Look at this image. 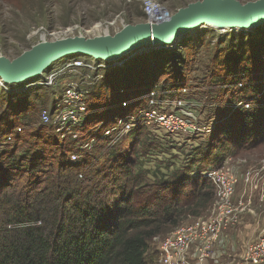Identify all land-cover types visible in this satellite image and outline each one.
Listing matches in <instances>:
<instances>
[{"label": "trees", "instance_id": "16d2710c", "mask_svg": "<svg viewBox=\"0 0 264 264\" xmlns=\"http://www.w3.org/2000/svg\"><path fill=\"white\" fill-rule=\"evenodd\" d=\"M259 36L250 34L232 44L231 38L224 45L218 41L224 49L214 58L209 79L218 96H232L231 106L224 104V110L250 103L248 110L243 105L237 109L244 114L237 134L245 148L264 140V78L254 77L258 70L264 73V46L254 43ZM168 52L176 61L178 54ZM118 73L120 77L107 78L118 97L107 100L109 92L99 90L89 97L91 124L112 114V106L129 92L124 70ZM175 74L173 79L153 81L141 104L145 109L151 93L157 106L184 97V77L176 70ZM39 90L15 99L0 87V146L14 137L0 150V264H158L157 249L150 252V242L209 208L214 188L200 173L234 158L235 146L224 135L198 144L183 158L168 137L137 126L127 149L102 143L92 159L74 164L70 155L77 152V142H61L40 122V107L47 106L48 94ZM211 93L201 95L213 102L216 95ZM18 128L21 134H16ZM160 155L161 163L153 161Z\"/></svg>", "mask_w": 264, "mask_h": 264}, {"label": "rangeland", "instance_id": "374dc122", "mask_svg": "<svg viewBox=\"0 0 264 264\" xmlns=\"http://www.w3.org/2000/svg\"><path fill=\"white\" fill-rule=\"evenodd\" d=\"M4 1L5 0H0V58L8 59L11 62L44 42L52 43L64 39L76 38L95 39L104 38L106 36L113 37L125 27L148 23L143 12L142 0H26L27 3L25 5L7 4V2ZM156 1L165 5L172 14H176L179 10L188 7L190 4L202 2L203 0ZM235 1L240 2L241 4H247L259 0ZM98 24H100L101 28L97 31L95 26ZM250 34L251 37L254 38L260 34L255 40L258 41L254 43L258 46H264V38L262 41L260 40V38L264 36V26L258 27L249 32L229 30L222 32L214 31L212 29H204L197 30L195 34L186 36L180 40L177 47L172 51L175 52V54H178V56L176 55V61H173V54L169 53L167 50L152 48H144L137 52L133 51L122 58V60L125 61H123L121 67L117 68H110L115 61L109 63L100 59L99 63L109 68H104V70L100 72L103 77H101L102 79L98 85H96V83L92 85L89 90L90 93L88 94V99L94 95V90H99L104 95L106 94V91H108L111 96L108 99L104 97V100L106 98L111 101L114 97H118V95H116L117 90L115 85H112L110 89L109 86H111V83L110 80L107 81V78H113L115 75L120 77V74L118 73L120 69L124 70L122 77L125 79L127 78V84L129 86L127 91L129 92L124 96L127 99L124 98L121 101L119 100L120 102H117V100L114 99L117 103L112 106L113 108L111 111H113V113L108 114L107 117L99 119L98 121H102L105 123V126H109L114 124L118 119L127 116V114L135 115L137 112L144 111L145 108L142 106L145 103L144 97L149 94L153 81L160 83L163 80L170 79L171 76L175 77L176 70L178 75L182 73V76L184 77L183 82L186 85L182 95L184 96L183 99L191 101L189 103L195 111V115L198 116L200 121L204 124L215 122L217 124L212 132V134L214 133L215 135L214 137L211 134L202 138L186 139L173 137L168 139L181 149L183 158H185L186 154L189 153L188 151L193 147H196L198 144L205 142L207 139V142L211 143L212 138L213 142H216L217 139L224 138V135L227 136L230 139L228 142L232 143H230V146H235L234 152L232 153L234 154V160L228 166L241 181L248 169L264 165V140L247 148L242 146L243 141L237 132L242 124L241 121L244 114L240 116L238 111L241 110L237 111V109H232V111L224 110L222 108L224 104L228 107L231 106L230 100L232 96H218L215 93L216 88L209 83V79H211V74L213 72L214 58L219 53L218 51L224 49V46L219 49L217 46L218 43L224 45V42L230 41L232 38L233 40L230 41L232 44L236 39L238 40L241 37V39H243V37ZM81 56L82 55H71L54 62L43 73V75L37 79H32L19 85H7L8 88L12 90L10 95L15 99L17 97L20 99V97L29 93L31 89L38 88L41 92L45 90L48 94L44 99L47 106L44 107L42 105L40 110L42 111L44 109H50V107L52 108L57 99L61 97V91L59 89L53 90L52 88L48 89L43 87H33L28 90L24 89L31 84L36 83V81L41 80L44 76H49L50 74L55 73L72 60L83 58ZM156 69L157 71H155ZM254 77L259 80L263 79L264 73H261L258 70V72H254ZM63 78H65V76ZM104 84L107 87H104ZM143 85L145 86L143 87ZM140 86L143 89L142 91ZM20 88H23V92H20L19 94L15 92ZM3 91L7 94L5 90ZM202 92L206 94L208 92L215 93L214 95H216V97L213 102L210 100L208 101L204 95H201ZM212 93L211 95H213ZM2 101L3 100L0 99V103H2ZM137 102H139L138 108L136 107L134 112L131 111V108L134 107V105H137ZM88 110V116H90L92 110L90 107H88ZM98 121L95 120L94 124H91L92 122L90 123L87 120L85 129L91 128L93 125L96 126ZM140 124L141 123L137 126L139 127ZM99 127H102L101 124ZM150 127L152 130L146 127L144 128L152 133L155 129L152 126ZM158 134L166 136L161 133V131H158ZM166 137L164 138L167 139ZM131 140L133 141L131 136H128V138L123 137L118 145H121V149H127L129 145L131 146L132 144ZM3 147H7V143L4 140L2 141L0 150H2ZM96 154L97 153H95V155ZM155 159L156 160L153 161L161 163V159H164V157L160 155V157H156ZM242 185H240L237 190V197H240L241 194H243ZM212 186L214 188L213 184ZM259 194L260 192L255 194L250 212L247 210V212L242 215L241 222L226 231L221 243L220 253L216 258L217 262H214L213 264H236L235 259L237 258L238 250L241 249L243 244L251 239L254 234L258 235L260 233L261 227L264 226V220L262 221L264 200L260 199ZM215 203L216 197L214 194V199L207 210L202 212L197 218H184L178 227L190 223L195 219H207L211 214ZM252 216H255V218L259 220L254 221L253 219H250ZM178 227L171 228L151 241L149 246L150 252H155L158 246L161 245L160 243L171 237Z\"/></svg>", "mask_w": 264, "mask_h": 264}, {"label": "built area", "instance_id": "2783aa9c", "mask_svg": "<svg viewBox=\"0 0 264 264\" xmlns=\"http://www.w3.org/2000/svg\"><path fill=\"white\" fill-rule=\"evenodd\" d=\"M142 8L148 23L154 24L173 16L165 5L156 0H142ZM176 47L177 45L164 46L162 49L172 52ZM123 61L125 60L120 59L114 62L110 68L121 67ZM99 62L92 57L72 60L55 73L44 76L24 89L36 88L45 83L46 88L61 91V97L54 106L42 110L39 118L42 125L54 130L61 142H77V152L70 155L72 163L92 159L99 144H118L123 137L135 132L139 123L140 126L151 130L150 126H152L155 129L153 134L156 135L161 131L168 138H202L211 135L214 131L217 123H202L195 115L190 100L181 97L176 101L157 106L153 93L149 96L148 109L135 115L124 116L109 126L99 121L96 126L85 129L89 117L87 105L89 90L93 84L98 85L102 79L103 75L101 76L100 72L104 68H109ZM0 87L7 93H12L2 80ZM15 92L19 94L23 92V88ZM241 105L246 110L250 108V103L246 101L244 104L239 103L234 109H238ZM100 124L102 127H99ZM22 132V128L16 130V134ZM13 140L14 137L9 136L6 143L10 145ZM233 160V157H229L221 168H206L201 171V178L211 182L215 188L216 203L211 214L207 219H195L181 225L171 237L160 243L157 248L158 264L216 263L226 231L238 225L247 210L250 212L257 192H260V199L264 200V165L248 169L240 181L228 166ZM240 185L243 186V194L237 197L236 193ZM256 235L254 234L238 250L236 264H264V226Z\"/></svg>", "mask_w": 264, "mask_h": 264}, {"label": "water", "instance_id": "95a60500", "mask_svg": "<svg viewBox=\"0 0 264 264\" xmlns=\"http://www.w3.org/2000/svg\"><path fill=\"white\" fill-rule=\"evenodd\" d=\"M264 25V0L241 4L235 0H203L179 10L170 19L125 27L113 37L44 42L15 61L0 58L4 85L39 78L54 62L71 55L116 62L133 51L177 45L197 30L249 32ZM117 59V60H116Z\"/></svg>", "mask_w": 264, "mask_h": 264}, {"label": "bare ground", "instance_id": "6f19581e", "mask_svg": "<svg viewBox=\"0 0 264 264\" xmlns=\"http://www.w3.org/2000/svg\"><path fill=\"white\" fill-rule=\"evenodd\" d=\"M264 26V25H263ZM95 28H96V30L98 31V29H100L101 27H100V24H98L97 26H95ZM235 31H237V32H239L240 30H239V27H238V29H235ZM196 32V31H195ZM195 34V33H194ZM46 43V42H45ZM82 56H84V55H82ZM86 57V56H85ZM117 60V59H116ZM43 75V74H42ZM1 80V79H0ZM34 86H37L36 84L34 85ZM37 87H43V88H46L47 86H46V84L44 83L43 85H39V86H37Z\"/></svg>", "mask_w": 264, "mask_h": 264}, {"label": "crops", "instance_id": "0c3cea01", "mask_svg": "<svg viewBox=\"0 0 264 264\" xmlns=\"http://www.w3.org/2000/svg\"><path fill=\"white\" fill-rule=\"evenodd\" d=\"M262 213H263V217H262V221H263V218H264V210H263ZM250 219H253L254 221L259 220V219H256L255 216H252Z\"/></svg>", "mask_w": 264, "mask_h": 264}]
</instances>
